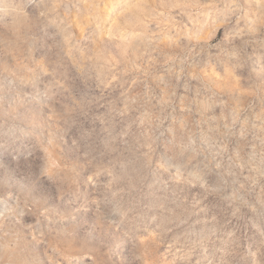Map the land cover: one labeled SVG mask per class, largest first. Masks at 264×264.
<instances>
[{
    "label": "clouds",
    "instance_id": "clouds-1",
    "mask_svg": "<svg viewBox=\"0 0 264 264\" xmlns=\"http://www.w3.org/2000/svg\"><path fill=\"white\" fill-rule=\"evenodd\" d=\"M0 264H264V0H0Z\"/></svg>",
    "mask_w": 264,
    "mask_h": 264
}]
</instances>
